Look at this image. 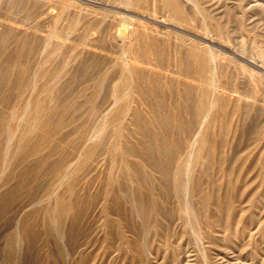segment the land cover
Segmentation results:
<instances>
[{
	"label": "rangeland",
	"instance_id": "1",
	"mask_svg": "<svg viewBox=\"0 0 264 264\" xmlns=\"http://www.w3.org/2000/svg\"><path fill=\"white\" fill-rule=\"evenodd\" d=\"M263 99L264 0H0V264H264Z\"/></svg>",
	"mask_w": 264,
	"mask_h": 264
},
{
	"label": "bare ground",
	"instance_id": "2",
	"mask_svg": "<svg viewBox=\"0 0 264 264\" xmlns=\"http://www.w3.org/2000/svg\"><path fill=\"white\" fill-rule=\"evenodd\" d=\"M127 3V2H126ZM40 5V4H39ZM103 28V27H102ZM187 30V29H186ZM130 33V32H129ZM89 37V36H88ZM121 38V37H120ZM121 40H122V38H121ZM48 41V40H47ZM64 41V40H63ZM3 44V43H2ZM122 44V43H121ZM83 48V47H82ZM211 55H213V54H211ZM125 56V55H124ZM132 58H134V57H132ZM137 61V60H136ZM140 61V60H139ZM127 62V61H126ZM145 62V61H144ZM126 64V63H125ZM245 75V74H244ZM187 86V85H186ZM32 87V86H31ZM208 96V95H207ZM264 100V99H263ZM211 103V102H210ZM201 105H202V103H201ZM162 107V106H161ZM206 107V106H205ZM25 109V108H24ZM26 110V109H25ZM206 110V109H205ZM210 110V109H209ZM24 111V110H23ZM245 111V110H244ZM196 131V130H195ZM197 133V132H196ZM13 134H15V133H13ZM194 136V135H193ZM191 137V136H190ZM194 138V137H193ZM194 142V141H193ZM194 144V143H193ZM188 147V146H187ZM9 151V150H8ZM169 151V150H168ZM190 154V153H189ZM159 164V163H158ZM151 167V166H150ZM2 170V169H1ZM156 170V169H155ZM170 176V175H169ZM171 177V176H170ZM169 182V181H168ZM170 185V184H169ZM172 185V184H171ZM160 188V187H159ZM117 195V194H116ZM172 197V196H171ZM184 198H186V197H184ZM97 204H98V202H97ZM103 208V207H102ZM213 214V213H212ZM75 215V214H74ZM36 216V215H35ZM77 220V219H76ZM31 222V221H30ZM222 224V223H221ZM35 228V227H34ZM144 228V227H143ZM23 235V234H22ZM58 238V237H57ZM63 240V239H62ZM17 242V241H16ZM24 242V241H23ZM92 244V243H91ZM65 247V246H64ZM4 251V250H3ZM15 261V260H14Z\"/></svg>",
	"mask_w": 264,
	"mask_h": 264
}]
</instances>
